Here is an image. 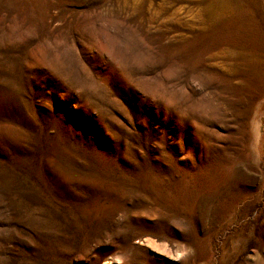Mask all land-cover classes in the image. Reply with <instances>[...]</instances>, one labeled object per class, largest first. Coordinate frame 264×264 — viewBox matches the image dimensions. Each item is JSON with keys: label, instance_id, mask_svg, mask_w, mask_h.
Masks as SVG:
<instances>
[{"label": "rangeland", "instance_id": "374dc122", "mask_svg": "<svg viewBox=\"0 0 264 264\" xmlns=\"http://www.w3.org/2000/svg\"><path fill=\"white\" fill-rule=\"evenodd\" d=\"M0 264H264V0H0Z\"/></svg>", "mask_w": 264, "mask_h": 264}]
</instances>
